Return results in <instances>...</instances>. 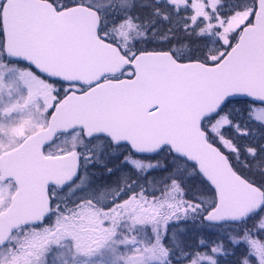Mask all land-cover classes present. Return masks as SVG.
<instances>
[{"label":"snow or ice","instance_id":"1","mask_svg":"<svg viewBox=\"0 0 264 264\" xmlns=\"http://www.w3.org/2000/svg\"><path fill=\"white\" fill-rule=\"evenodd\" d=\"M0 264H264V0H0Z\"/></svg>","mask_w":264,"mask_h":264}]
</instances>
